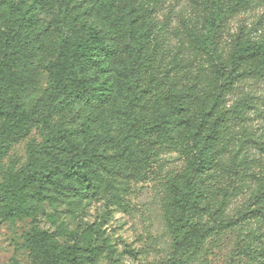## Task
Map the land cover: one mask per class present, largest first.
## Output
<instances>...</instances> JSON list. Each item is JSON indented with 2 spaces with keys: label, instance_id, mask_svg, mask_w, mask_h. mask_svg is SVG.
<instances>
[{
  "label": "rangeland",
  "instance_id": "obj_1",
  "mask_svg": "<svg viewBox=\"0 0 264 264\" xmlns=\"http://www.w3.org/2000/svg\"><path fill=\"white\" fill-rule=\"evenodd\" d=\"M6 1L9 0H0V12L8 11ZM11 1H22L28 6L37 1L41 7L48 0ZM108 1L112 6L106 23L99 21L100 0L73 1L68 18L76 35H84L91 27L108 32L112 26L110 47L114 52V5L124 8L118 15L112 73L100 77L94 71L87 78L106 82L104 77H108L113 86L120 85L115 87L118 92L114 95L113 87L108 103L97 94H90L77 104L56 108L46 125L31 131L30 141L36 148L51 141L45 155H35L34 159L39 161L36 166L47 168L67 159L86 158L91 151L104 157L120 151L117 146L120 130L131 117L123 87L125 78L119 74L129 65V59L124 61L126 50L145 28L150 40L143 56H149L138 88L146 94L134 114L146 128L131 142V161L107 160L105 168L95 165L89 169L95 189L73 190L67 184L49 188L43 196L31 201L33 209L22 220L5 219L0 205V264L46 262L49 257L33 249L29 242V236L34 237L37 231L49 236L46 245H53V254L77 249L75 255L84 259L81 264L263 261L264 253L249 254L247 250L248 245L264 248V82L249 74L239 80L228 95L225 108L220 110L225 111L223 127L210 148L217 164L196 178L204 192L201 217L195 221L213 227L230 220L235 228L216 238L210 233L204 239L202 251L189 262H181L171 256V237L165 224L171 226L182 219L176 200L182 196L185 178L191 174V162L203 149L202 138L218 117V113L210 114L219 86L215 69L223 66L230 70L229 57L236 39L264 38V1L238 9L231 7L234 0H132V12L126 8L127 0ZM143 7L148 9L149 17L139 14ZM33 15L42 23V30L50 24L52 34L46 39L34 28L28 43L21 37V43L27 46L13 66L33 59L27 69L17 72L14 89L10 93L5 91V105L9 108L15 104L25 110L34 107L48 88L45 62L39 51L43 50L42 55L48 60L53 58L57 43L66 37L64 30H58L55 11L38 9ZM127 28L132 29V34H128ZM35 36L45 41L42 48L34 42ZM209 43L214 44L217 56L207 52ZM150 58L152 61L148 62ZM246 68L243 66L239 71ZM129 79L134 81L132 73ZM88 89L92 92V88ZM179 100L187 111L178 115L176 125L170 122L161 126L163 113H170ZM202 110L207 114L206 125L195 136ZM169 119L174 120L172 116ZM58 134L64 138L56 140L54 136ZM27 150L28 140L17 141L0 159V186L9 173L23 170L29 161ZM36 189L33 184L31 191Z\"/></svg>",
  "mask_w": 264,
  "mask_h": 264
},
{
  "label": "trees",
  "instance_id": "obj_2",
  "mask_svg": "<svg viewBox=\"0 0 264 264\" xmlns=\"http://www.w3.org/2000/svg\"><path fill=\"white\" fill-rule=\"evenodd\" d=\"M73 1L83 2V0H48L44 6L39 7L37 1L28 6L22 1L15 3L9 0L6 1L8 11L0 12V22L3 23L0 24V32L4 31L0 33V159L8 154L13 143L21 140H28L27 155L29 157V161L23 170L9 173L4 185L0 186L2 214L5 219L11 221L22 220L29 216L30 211L33 209L30 204L31 201L36 196H43L49 188H59L67 184V188L73 190L79 188L83 191L95 189L92 177L89 175V169L95 165L105 168L107 160L131 161L133 157L131 142L139 136L140 131L146 128L144 124L139 123L134 111L143 102L146 94L138 87L142 83L145 63L149 56H143L148 49L147 46L150 40L147 28L137 35L133 46L126 50L127 58L124 61L129 59V65L119 74L125 78L123 87H125V93L129 100V114L131 117L129 123L120 130L121 137L117 140L120 151L112 157H104L97 151H91L86 158L67 159L62 163H52L47 168L36 166L39 161L34 159L35 155H45L50 149L51 141H45L41 147L36 148L30 141L33 129L46 125L56 108L77 104L87 95L97 94L98 98H104L107 101L104 103L111 102L108 98L113 93V87L114 95L118 92L115 87H120L115 83L113 86L112 82L109 79L107 80L108 77H104L106 82H100V79L88 81L87 78L88 73L94 71H97L100 77L112 73L117 53L116 32L120 24L118 15L120 12H124V8L120 4L114 5V52H112L110 47L112 26H110L108 32L98 31L96 28L91 27L84 35H76L71 25L72 22L68 18ZM263 1L234 0L231 7L247 9ZM111 6L108 0H100L99 21L102 24L107 22ZM44 8L57 13L56 25L58 30L66 32V37L57 43L53 58L48 60L43 57V50L40 49L39 51L41 60L45 62L48 88L37 100L34 107L31 110H25L23 106L15 104L13 108H9L5 105V91L10 93L14 89L17 72L27 69L29 62L33 59L31 57L22 61L24 64L18 67L13 66L16 58L19 60L18 57L22 55L24 48L27 46L32 29H39L46 39L52 34V26L48 24L42 30V23L35 19L33 15L38 9ZM92 8H95V5ZM126 8L128 12L133 11L132 0H127ZM139 14L143 17H149L148 9L144 7L139 9ZM215 19H219V16L217 15ZM131 30V28H127L128 34H132ZM21 37L27 43L22 44ZM34 42H38L41 48L45 44V41L36 36ZM206 49L209 54L217 56L214 44L209 43ZM229 60V71L223 66L215 69V77L219 82V86L215 97L212 99L210 114L218 113V117L209 127V133H205L206 136L202 138L203 149L191 162V174L185 178L183 194L176 200L178 208L182 212V219L171 226L165 224L166 232L171 237L170 248L174 261L189 262L194 254L202 251L204 239L210 236V233H213L214 238H216L222 232L235 228L230 220L221 221L213 227L205 224L201 225L195 221V219L201 217V202L204 192L203 185L199 181L196 182V178L207 174L212 169V165L217 164V157L211 154L210 148L212 141L217 138L223 127L225 111L220 110L225 108L228 95L235 89V85L248 74L264 82V38L261 40H252L251 37L236 39L233 42ZM150 61H152L151 58L148 59V62ZM243 66H247V68L239 71ZM131 73L134 81L129 79ZM88 88H92V92H89ZM114 108L119 110L118 106L114 105ZM185 108V105L179 100L170 113H163L159 124L165 126L173 122L176 125L178 115L187 111ZM206 115V111L199 112V131L195 136L204 131ZM170 116L174 118L173 121L169 119ZM54 138L61 140L64 135L58 134ZM33 184L37 187L35 191H31ZM75 184H78V186ZM48 238L49 236L41 231H37L34 237L29 236L32 248L39 249L42 254L49 257L46 262L40 264H81L83 262V257L75 255L77 249H70L67 252L59 250V253L53 254V245H46L48 244ZM257 248L248 245V253H264V248ZM260 261L257 264H264V260L261 259Z\"/></svg>",
  "mask_w": 264,
  "mask_h": 264
}]
</instances>
